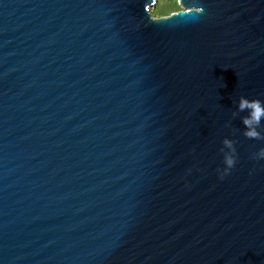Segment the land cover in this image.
<instances>
[{
    "label": "water",
    "instance_id": "water-1",
    "mask_svg": "<svg viewBox=\"0 0 264 264\" xmlns=\"http://www.w3.org/2000/svg\"><path fill=\"white\" fill-rule=\"evenodd\" d=\"M156 1L0 0V264H264V0Z\"/></svg>",
    "mask_w": 264,
    "mask_h": 264
},
{
    "label": "clouds",
    "instance_id": "clouds-1",
    "mask_svg": "<svg viewBox=\"0 0 264 264\" xmlns=\"http://www.w3.org/2000/svg\"><path fill=\"white\" fill-rule=\"evenodd\" d=\"M237 108L241 112L247 110L249 113L248 116L242 118V123L245 125L244 134L249 138H259L261 133L258 126L261 120H264V101L259 99L250 100L247 97L240 96L237 101ZM223 144L228 148V151L224 154V161L227 165L224 173H227L235 164V148L228 137L224 138ZM256 157L264 159V148L258 150Z\"/></svg>",
    "mask_w": 264,
    "mask_h": 264
},
{
    "label": "rangeland",
    "instance_id": "rangeland-1",
    "mask_svg": "<svg viewBox=\"0 0 264 264\" xmlns=\"http://www.w3.org/2000/svg\"><path fill=\"white\" fill-rule=\"evenodd\" d=\"M180 9L178 0H157L156 3L150 8L153 16H161L169 14L172 11Z\"/></svg>",
    "mask_w": 264,
    "mask_h": 264
}]
</instances>
